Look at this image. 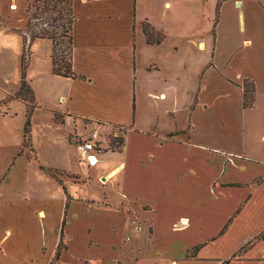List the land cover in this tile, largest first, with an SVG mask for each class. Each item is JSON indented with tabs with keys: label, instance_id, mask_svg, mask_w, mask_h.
Returning a JSON list of instances; mask_svg holds the SVG:
<instances>
[{
	"label": "crops",
	"instance_id": "0c3cea01",
	"mask_svg": "<svg viewBox=\"0 0 264 264\" xmlns=\"http://www.w3.org/2000/svg\"><path fill=\"white\" fill-rule=\"evenodd\" d=\"M226 3L231 4L234 14V18L229 20L231 35H237L239 38L238 43H235L238 47L236 52L247 48V52L260 53L264 57V0H222V3L220 0H73L75 18L72 23L71 66L76 77L54 75L52 70L50 73L51 83L60 88L55 96L57 108L54 109L56 114L63 116L59 119V124L65 127L70 122L74 127V133H65L66 138L72 134L82 136L83 134L76 132V128L82 129L85 136L82 137H93L91 139L94 142L102 143L100 147L105 148L106 142L100 139L101 136L111 135L115 128L124 129L120 151L99 149L94 166L99 162H115L112 169L100 173L98 178L105 181L106 176L111 173H116L113 175L115 178L121 174V194L125 197L137 200L136 189L133 194L130 190H134L139 182L141 185L144 179L149 183L152 181L150 185L153 191L164 190L167 186L168 190L174 193L179 186L183 189L182 192H185V184L190 183L191 178L200 179L203 171L208 170L204 167L201 169L198 165L200 161L203 160L210 169L214 165L217 168L218 178L216 176L210 183L217 180L218 184L222 185L215 187L219 204L216 206L220 207L222 216L218 219L220 234L211 238L210 243L216 240L215 245L220 244L219 250L210 253L204 250L207 244H200L194 258L188 259L186 254L191 246H182L179 257H176L173 250L175 248L171 246H165V251L158 254V246L150 240L147 246L150 250L145 257L147 264H264V240L256 241L247 249L240 250L264 230V214L259 219L254 215L253 220L254 210L253 214L250 213L253 199L264 188V161L245 151L226 147L221 140L220 144L215 143L216 140L210 142L204 138V142L196 141L194 136L199 126L191 122L192 114L198 115L199 109L203 113V110L208 108V103L201 99L207 91L205 80L203 84L201 81L205 74L218 78L231 92L238 93L240 101L237 103L236 114H254L258 98L264 97V79H253L254 106L244 109L240 82L248 75L242 71L237 73L235 78L224 77L223 80L219 77L222 70L213 64L214 54L222 37L219 31L221 21H217L216 14L219 5ZM27 4L28 0H20L18 5L17 0L9 1V8L14 11L21 8L23 17L22 24L11 27V31L25 30ZM214 12L216 14L213 18ZM144 22L150 24L154 30L162 32L164 37L159 44L151 45L146 42L142 30ZM235 41L233 39V42ZM26 42L30 45L33 41L27 37ZM51 52L52 46L49 58ZM213 103L214 101L211 104ZM223 110L226 115H231L228 106L223 107ZM221 118V125L218 124L220 130L225 124H230L228 119ZM250 126L251 122L248 127ZM238 127L241 132L246 131L244 116ZM203 131L205 133L204 128ZM252 136V149L255 153V146H264V134L260 141H256L257 145L256 137L254 134ZM75 151L79 157L76 147ZM245 153L248 156L247 161L232 157ZM106 154L110 155L109 159H105ZM224 164H228V169L232 171L238 165H241V169L251 167L250 178L247 182L240 180L243 183H250L260 176L262 180L253 188L250 185L242 187L239 189L241 193L236 194L226 185L233 178L223 179L227 170L223 167ZM39 168L45 173L49 169L43 166ZM210 176H206V179ZM63 188V219L70 213L69 219L66 220L65 235L70 238L72 232H82L83 229L84 250H87L91 248L87 242L93 241L92 236L96 233V224L89 220L90 215L93 213V216L97 214L103 218L115 213L106 207H90L87 202L89 198L77 193L69 198V192L67 195ZM224 191L226 195L223 194ZM233 193L236 194L235 197ZM228 196H231L229 200ZM242 198L244 201L240 204ZM230 200H233L230 206L224 207ZM53 206L52 200L32 199L20 189H0V212L2 214L5 211L8 217H12L9 222L0 220V264H47L45 260L41 262V250L50 233L47 231L50 226L47 221ZM149 206L152 209L149 221L152 223V214H156V208ZM176 212L179 220L173 221L170 227L173 231L183 230L192 219L197 220L196 214H190L193 216L191 219ZM200 214L198 212V216ZM124 215L125 213L118 211L117 216L121 219ZM136 219H139V216H136ZM184 219L189 221H180ZM130 221L134 223L131 217ZM61 226L62 221L58 224V232L56 231L57 241ZM250 226L253 230L249 229ZM238 231L242 232L243 238H235ZM65 239L69 248L61 257L64 258L70 251L72 255L70 254L69 258L72 260L83 258L76 253L70 239ZM101 263L104 264V260H101Z\"/></svg>",
	"mask_w": 264,
	"mask_h": 264
},
{
	"label": "rangeland",
	"instance_id": "374dc122",
	"mask_svg": "<svg viewBox=\"0 0 264 264\" xmlns=\"http://www.w3.org/2000/svg\"><path fill=\"white\" fill-rule=\"evenodd\" d=\"M9 1L0 0V171L7 165L0 173V189L1 191L7 188L12 191L20 189L32 199L47 198L52 200V206H54L49 211L50 217L47 221L50 225L47 231H50V233H48L45 245L43 244L41 250V262L45 260L47 264H103L101 260L102 262L104 260V264H147L148 261L145 257L150 250L147 247L150 240L158 246L156 248L158 254L165 251V246H171L175 248L173 250L176 257H179L182 246H191L186 254L188 259L194 258L200 244H207L208 247L205 246L204 250L210 253L219 250L218 246L220 244L215 245L216 240L210 243L211 238L220 234L218 219H221L222 216L221 210H219L220 207L216 206V204H219L215 192V187H218L217 185H220V183L218 184L217 180L212 181V184L210 183V180L216 176L218 178V170L215 165L211 166L210 169L208 164L203 160L200 161L198 165L202 167L201 169L203 170L204 167L208 170L203 171L200 179L191 178L190 183L185 184V192H182L183 189L179 186L174 193L168 190L167 186L164 190L153 191L150 185L152 181L149 183L148 180L145 181L144 179L141 181V185L139 182L134 190L133 188L130 190L133 194L136 189L138 193L137 200L127 198L121 194V181L119 180L121 174L116 178L113 177L103 182L102 178H98L100 173H106L116 163L112 161L99 162L92 167L77 156L76 146L71 144L64 136L67 131L73 132V125L68 122L65 127L61 126L59 119L63 116L54 112V109L57 108L55 96L58 95L60 88L52 84L50 80L52 78L50 76L52 66L49 53L52 43L45 39H33L32 44L29 45V42L27 44L26 38L31 39L33 33L37 31L33 28H30L27 32L24 30L11 31V27L14 28L22 24L23 17L21 16V8L19 10L15 9V11L9 8ZM220 3H222V0H220ZM18 4H20V0H17ZM218 9V13L216 14L215 11L212 17L214 18L216 14L217 21L219 23L221 21L219 31L222 37H220L219 47L216 49L213 58V64L222 70L219 77L223 80H225L224 77L235 78L237 73L243 71L248 75L247 78L263 81L264 57L262 54L249 53L247 48H242L236 52L238 47L235 43H238L237 39L239 38L237 35H231L229 20L231 17L234 18L231 4L219 5ZM32 15L33 12L31 18ZM50 16L49 14L45 15L44 20L46 23L50 21ZM34 17L37 19L33 22L40 24V28H42L45 25L44 20L38 22L40 17L38 15H34ZM25 22H27V13ZM233 39L236 41L233 42ZM67 45L66 38L57 41L54 51L57 64L65 60L68 51ZM245 57L247 58L244 60ZM245 61L249 62L245 63ZM22 63L25 66L24 69ZM22 76L32 91L31 94H33V99L26 97V103L15 99L17 92L20 90ZM204 80L207 84V91L201 96V99L208 103V108L203 110V113L199 109L200 113L198 115L192 114L191 122L199 126L194 139L198 142H204L202 138L210 142L216 140L215 143L219 144L221 140L226 147H231L237 151H245L264 161V146L260 147L256 142L260 141L259 139L264 134V97L258 98L254 114L244 113L239 115L236 114L237 103L240 101L238 93L231 92L223 81L221 82L218 78H211L209 74H205L203 80H201L202 84ZM241 83L242 81L240 86ZM213 101L214 103L211 104ZM225 106L229 107L231 115H226L223 110ZM243 116L246 127L245 132H241L238 127ZM221 117L228 119L227 122L230 123L225 124L222 130L218 127V124L221 125ZM250 122L251 126L248 127ZM27 124H29V139H24ZM76 132L84 136L82 129L78 130L76 128ZM123 133L124 129L115 128L111 135H102L100 139L106 142V150L100 147L102 143L95 141L96 145L101 151L118 152L123 144ZM186 134L188 135V131ZM252 134L256 137L257 147H254L256 149L255 153L252 149ZM94 140L96 139L94 138ZM246 153L233 155L232 157L247 161L248 156H246ZM109 158L110 155L106 154L105 159ZM39 166L49 167L48 170L52 172L57 180L48 171L46 173L42 171ZM223 167L227 168L223 179L233 178L226 185L230 186L236 194L241 193L239 189L242 187L250 185L253 188L262 180V176H260L250 183H243L241 181L247 182L249 180L250 173H252L251 167L241 169V165H238L236 169L233 168V171L228 169V164H224ZM59 168L67 170H60ZM262 168L263 165L260 167L261 171L264 169ZM209 170L212 172L210 173ZM208 175L211 176L206 179ZM148 176L150 177V175ZM62 187L65 188L67 195L69 192V198L70 195L74 197L77 193L82 197L89 198L87 202L90 207H106L112 209L111 211L115 213V215L111 214V216H104L103 218L97 214L93 216V213L90 215L89 220L94 225L96 224V233L95 236H92L93 241L89 240L87 242V245L91 247L87 250H84L83 229L82 232L78 230L72 232L70 238L65 235L67 234L65 230L66 220L69 219L70 213L67 218L63 219L64 209H61V200L65 199V195ZM225 192H223L224 195H226ZM236 194L233 193L232 195L235 197ZM230 198L231 196L227 197L228 200ZM243 201L244 198L240 199V204ZM232 202L233 200L227 201L224 207L230 206ZM203 204H206L205 208ZM149 205L156 208V214H152V223L149 221L150 212L152 211ZM201 206L203 209H200ZM205 210H207V214H205ZM118 211L125 213L122 219L117 216ZM176 211H178V214L180 212L191 219L193 216L190 214H196L197 220L192 219L183 230L173 231L170 228L173 221L179 220ZM198 212L201 213L199 216ZM250 213L253 214V220L255 219L254 215L259 219L264 214V188L253 199ZM129 216L134 223H131ZM136 216H139V219H136ZM0 218L1 221L6 220V222H9L12 217H8L4 211L2 214L0 212ZM144 218L148 220H144ZM63 220L62 236L60 227V237L57 241L56 231L58 232V224ZM86 221L88 222V219ZM180 221L186 223L189 220ZM249 229L253 230L252 226ZM152 233L153 236L150 238ZM211 235L212 237H209ZM242 235V232L238 231L235 238L239 236V239H241L243 238ZM65 238L70 239L76 253L86 259L72 260L69 258V255H72L70 251L62 258L61 255L69 248L68 241ZM58 245H60V256L56 259Z\"/></svg>",
	"mask_w": 264,
	"mask_h": 264
},
{
	"label": "trees",
	"instance_id": "16d2710c",
	"mask_svg": "<svg viewBox=\"0 0 264 264\" xmlns=\"http://www.w3.org/2000/svg\"><path fill=\"white\" fill-rule=\"evenodd\" d=\"M33 12L32 18L31 13ZM27 22L25 27V32L30 30V28L36 29L37 31L33 33L31 40L33 39H47L50 40L52 43V52L50 55L51 62H52V73L54 75L74 78L76 77L75 73L72 70L71 66V54H72V45H73V38H72V23L74 21V13H73V0H28L27 8ZM51 15L47 23L44 20L45 15ZM35 16H39L40 20L45 22V25L40 28V24H35L33 22L37 19ZM44 24V23H42ZM143 34L145 36L146 42L148 44L154 45L159 44L164 35L162 32L154 30L148 23L142 24ZM67 39L68 42V51L65 60H62L59 64L56 63L54 57V51L57 45V41L59 39ZM23 69L24 64L22 63ZM242 89V107L244 109L253 108L255 102V83L252 79L245 78L242 80L241 83ZM26 97L32 99L31 90L29 86L26 84L24 77L22 76L20 90L17 92L15 99L18 101H22L24 103L27 102ZM29 124L25 127L24 132V139H29V131H28ZM50 173V175L55 179L56 177L53 176L50 170H46ZM64 189V188H63ZM64 225V220L61 226V236H62V227ZM264 240V230L254 238V240L248 242L244 247L240 250H245L251 245H253L256 241ZM60 244V243H59ZM59 246L56 250L55 258L58 259L60 256Z\"/></svg>",
	"mask_w": 264,
	"mask_h": 264
},
{
	"label": "built area",
	"instance_id": "2783aa9c",
	"mask_svg": "<svg viewBox=\"0 0 264 264\" xmlns=\"http://www.w3.org/2000/svg\"><path fill=\"white\" fill-rule=\"evenodd\" d=\"M68 141L76 146L79 157L82 161L86 162L89 166H94L97 163L96 152L99 148L91 138H84L77 134L68 136Z\"/></svg>",
	"mask_w": 264,
	"mask_h": 264
},
{
	"label": "bare ground",
	"instance_id": "6f19581e",
	"mask_svg": "<svg viewBox=\"0 0 264 264\" xmlns=\"http://www.w3.org/2000/svg\"><path fill=\"white\" fill-rule=\"evenodd\" d=\"M114 173H111L109 176H106V179L105 180L107 181L108 179H110L111 177H113ZM106 181H104V182H106Z\"/></svg>",
	"mask_w": 264,
	"mask_h": 264
}]
</instances>
